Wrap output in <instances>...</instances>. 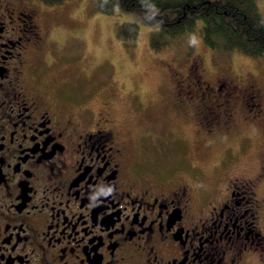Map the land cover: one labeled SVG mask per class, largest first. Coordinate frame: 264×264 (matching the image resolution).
Wrapping results in <instances>:
<instances>
[{"label": "flooded vegetation", "instance_id": "flooded-vegetation-1", "mask_svg": "<svg viewBox=\"0 0 264 264\" xmlns=\"http://www.w3.org/2000/svg\"><path fill=\"white\" fill-rule=\"evenodd\" d=\"M56 11L0 0V264H264V158L237 170L228 150L203 194L139 168L114 103L93 102L78 60L57 44L68 65L50 72ZM195 60V73L166 65V108L191 114L209 138L240 122L264 134V87L205 79Z\"/></svg>", "mask_w": 264, "mask_h": 264}, {"label": "rangeland", "instance_id": "rangeland-1", "mask_svg": "<svg viewBox=\"0 0 264 264\" xmlns=\"http://www.w3.org/2000/svg\"><path fill=\"white\" fill-rule=\"evenodd\" d=\"M30 1L53 7L58 13L50 17V38L56 42L47 51L52 59L50 72L68 65L64 59L55 60L51 50L57 44L63 47L61 56L78 60L84 90L95 89L93 102L106 96L114 103L117 127L127 138L129 152L139 168L185 178L197 194H203L222 177L230 159L228 150L234 156L229 164L239 167L237 170L254 164L256 169L263 160L264 134L258 124L240 122L236 134L213 139L203 134L191 114L177 115L165 103L170 80L166 65L170 71L184 73L190 67L195 73V59L200 57L205 79L216 77L230 84L251 79L264 87V52L253 56L236 49L222 52L209 47L201 38L199 18L192 29L155 49L149 44V35L158 25L142 23L134 12L119 8L103 12L93 0L53 4ZM254 2L264 18V0ZM122 22L137 24L133 43H124L117 36V25ZM260 192L264 193L262 189Z\"/></svg>", "mask_w": 264, "mask_h": 264}, {"label": "trees", "instance_id": "trees-1", "mask_svg": "<svg viewBox=\"0 0 264 264\" xmlns=\"http://www.w3.org/2000/svg\"><path fill=\"white\" fill-rule=\"evenodd\" d=\"M53 4L62 0H41ZM103 12L114 9L134 12L144 24H156L149 35L155 49L164 47L169 39L201 21L203 42L222 52L233 49L257 56L264 52V18L254 0H93ZM138 32L134 22L117 25L116 34L124 43H133Z\"/></svg>", "mask_w": 264, "mask_h": 264}]
</instances>
